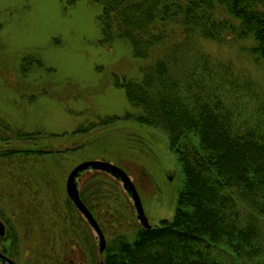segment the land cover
<instances>
[{
    "label": "rangeland",
    "instance_id": "rangeland-1",
    "mask_svg": "<svg viewBox=\"0 0 264 264\" xmlns=\"http://www.w3.org/2000/svg\"><path fill=\"white\" fill-rule=\"evenodd\" d=\"M98 9L87 0H0V116L40 134L34 140H0V146L31 148L38 141L64 149L57 163L49 162V186L37 175L44 170L42 161L31 153L0 156V247L9 245L6 251L17 264H67L66 256L72 259L68 264L100 263L96 232L66 204L65 176L82 160L104 159L122 168L150 225L172 214L179 164L162 131L132 118L137 110L114 82L136 78L142 59L122 39L99 41ZM226 36L215 41L196 35L192 47L228 61L234 72L253 81L264 101V64L247 52L251 39ZM26 54L37 56L43 66L20 76L18 65ZM125 112L130 116L98 124L104 114ZM80 125L85 130L71 131ZM75 183L89 196L87 208L104 243L115 233L133 234L139 221L117 177L87 167L78 171ZM8 237L14 239L11 244Z\"/></svg>",
    "mask_w": 264,
    "mask_h": 264
},
{
    "label": "trees",
    "instance_id": "trees-1",
    "mask_svg": "<svg viewBox=\"0 0 264 264\" xmlns=\"http://www.w3.org/2000/svg\"><path fill=\"white\" fill-rule=\"evenodd\" d=\"M87 1L99 6V41L122 39L142 59L136 78L114 82L136 108L132 118L162 131L180 168L171 216L149 227L139 224L131 236L113 234L99 264H264V101L228 61L192 47L196 35L249 37L247 52L264 64V0ZM42 66L26 54L18 72L26 76ZM129 116L104 114L97 121ZM38 134L0 116V140H34ZM43 144L0 146V156L31 153L42 161L37 175L46 183L49 162L57 163L64 149ZM79 195L90 209L85 190ZM66 204L72 205L69 199Z\"/></svg>",
    "mask_w": 264,
    "mask_h": 264
},
{
    "label": "water",
    "instance_id": "water-1",
    "mask_svg": "<svg viewBox=\"0 0 264 264\" xmlns=\"http://www.w3.org/2000/svg\"><path fill=\"white\" fill-rule=\"evenodd\" d=\"M87 167L94 168V169H100V170L109 172L113 176L117 177L121 181L122 186L129 193L132 199V203H133V206L136 212V217L140 225L144 227L150 226V224L147 221L146 215L143 212L136 188L134 184L132 183V181L130 180L127 173L122 168L104 159L94 158V159H87V160L79 161L78 163L74 164L67 172L65 176V180H64V189H65V192L68 198L72 201L74 206L79 210V212H81V214L84 216L88 224L96 232L97 237H98V251H101L105 244L102 232L95 218L93 217L89 209L85 206V204L80 199L79 194H78V189L75 183V176L77 172ZM3 232H4V227L0 220V234H3ZM0 256L2 255L0 254ZM5 259L7 262L11 261L9 258L5 257Z\"/></svg>",
    "mask_w": 264,
    "mask_h": 264
},
{
    "label": "flooded vegetation",
    "instance_id": "flooded-vegetation-1",
    "mask_svg": "<svg viewBox=\"0 0 264 264\" xmlns=\"http://www.w3.org/2000/svg\"><path fill=\"white\" fill-rule=\"evenodd\" d=\"M78 173V172H77ZM78 194H79V191H78ZM80 196V195H79ZM81 198V197H80ZM82 200V199H81ZM69 201L71 202V204H72V206H73V208L75 207L74 206V204L72 203V201L69 199ZM85 204V203H84ZM86 205V204H85ZM76 211H79L76 207L74 208ZM1 220V219H0ZM1 222H2V220H1ZM3 235V234H2ZM2 235H0V236H2ZM3 237V236H2ZM11 237H12V235H11ZM11 237H8L9 239V244H11V242L12 241H14V239L13 238H11ZM71 247H73V246H71ZM9 248V245L8 246H5V245H2L1 247H0V254L2 255V256H0V264H17L13 259H11L10 258V253H9V251H6L7 249ZM10 248H12L11 247V245H10ZM74 248V247H73ZM5 257L6 258H9L11 261H9V262H7L6 261V259H5ZM65 257V256H64ZM63 257V258H64ZM71 258H69L68 256H66V258H65V261H68V263L69 262H71ZM67 263V264H68Z\"/></svg>",
    "mask_w": 264,
    "mask_h": 264
}]
</instances>
